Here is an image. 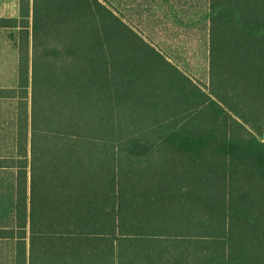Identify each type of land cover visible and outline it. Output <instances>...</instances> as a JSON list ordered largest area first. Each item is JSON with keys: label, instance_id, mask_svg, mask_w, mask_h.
Returning <instances> with one entry per match:
<instances>
[{"label": "trees", "instance_id": "16d2710c", "mask_svg": "<svg viewBox=\"0 0 264 264\" xmlns=\"http://www.w3.org/2000/svg\"><path fill=\"white\" fill-rule=\"evenodd\" d=\"M208 7L206 88L102 0L0 17L19 29L13 264H264V0Z\"/></svg>", "mask_w": 264, "mask_h": 264}, {"label": "rangeland", "instance_id": "374dc122", "mask_svg": "<svg viewBox=\"0 0 264 264\" xmlns=\"http://www.w3.org/2000/svg\"><path fill=\"white\" fill-rule=\"evenodd\" d=\"M202 88L209 84L208 0H102ZM0 16H19V0H0ZM18 28L0 27V87L18 84ZM16 103L0 99V155L14 152ZM31 110V88L28 94ZM264 141V135L262 136ZM14 171L0 168V226L12 224ZM14 243L0 240V264Z\"/></svg>", "mask_w": 264, "mask_h": 264}, {"label": "crops", "instance_id": "0c3cea01", "mask_svg": "<svg viewBox=\"0 0 264 264\" xmlns=\"http://www.w3.org/2000/svg\"><path fill=\"white\" fill-rule=\"evenodd\" d=\"M0 17H17V16H0Z\"/></svg>", "mask_w": 264, "mask_h": 264}]
</instances>
